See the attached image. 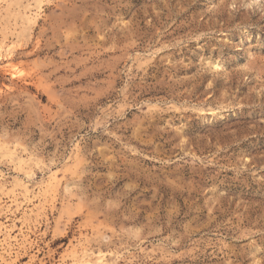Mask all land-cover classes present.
<instances>
[{
	"label": "rangeland",
	"instance_id": "rangeland-1",
	"mask_svg": "<svg viewBox=\"0 0 264 264\" xmlns=\"http://www.w3.org/2000/svg\"><path fill=\"white\" fill-rule=\"evenodd\" d=\"M0 264H264V0H0Z\"/></svg>",
	"mask_w": 264,
	"mask_h": 264
},
{
	"label": "bare ground",
	"instance_id": "bare-ground-1",
	"mask_svg": "<svg viewBox=\"0 0 264 264\" xmlns=\"http://www.w3.org/2000/svg\"><path fill=\"white\" fill-rule=\"evenodd\" d=\"M88 258V257H87Z\"/></svg>",
	"mask_w": 264,
	"mask_h": 264
}]
</instances>
